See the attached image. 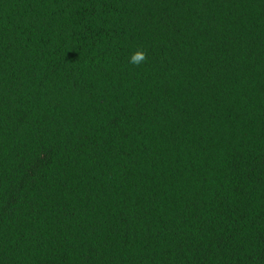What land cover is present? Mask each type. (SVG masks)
Wrapping results in <instances>:
<instances>
[{
    "label": "trees",
    "instance_id": "trees-1",
    "mask_svg": "<svg viewBox=\"0 0 264 264\" xmlns=\"http://www.w3.org/2000/svg\"><path fill=\"white\" fill-rule=\"evenodd\" d=\"M0 264H264V0H0Z\"/></svg>",
    "mask_w": 264,
    "mask_h": 264
},
{
    "label": "clouds",
    "instance_id": "clouds-1",
    "mask_svg": "<svg viewBox=\"0 0 264 264\" xmlns=\"http://www.w3.org/2000/svg\"><path fill=\"white\" fill-rule=\"evenodd\" d=\"M146 60V55L142 51H137L134 55L130 58V63L134 65H140Z\"/></svg>",
    "mask_w": 264,
    "mask_h": 264
}]
</instances>
